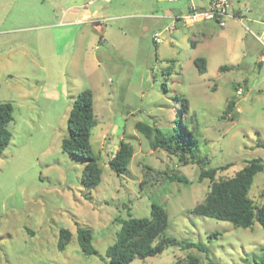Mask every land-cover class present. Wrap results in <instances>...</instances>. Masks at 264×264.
<instances>
[{
  "label": "rangeland",
  "instance_id": "obj_1",
  "mask_svg": "<svg viewBox=\"0 0 264 264\" xmlns=\"http://www.w3.org/2000/svg\"><path fill=\"white\" fill-rule=\"evenodd\" d=\"M257 1L264 20V0ZM188 9L187 1L0 0V100L15 108L0 157V264H111L106 252L118 219L150 218L152 203L168 213L162 237L205 245L208 253L169 246L131 264H173L189 255L200 264H264L258 222L244 229L189 213L210 186L199 180L202 169L229 164L218 175L226 178L252 159L264 162V36L247 20L173 28L171 16ZM201 57L204 74L194 64ZM86 89L94 95L91 144L103 171L90 193L82 181L87 161L62 150L72 106ZM231 99L235 108L223 117ZM137 122L164 132L183 122L198 141L194 161L153 150ZM123 140L134 155L117 175L108 162ZM174 173L188 183L171 182ZM250 196L264 203V170ZM80 227L92 230L97 254L83 253ZM62 228L73 235L63 252Z\"/></svg>",
  "mask_w": 264,
  "mask_h": 264
},
{
  "label": "trees",
  "instance_id": "obj_2",
  "mask_svg": "<svg viewBox=\"0 0 264 264\" xmlns=\"http://www.w3.org/2000/svg\"><path fill=\"white\" fill-rule=\"evenodd\" d=\"M195 45V43H193ZM194 64L200 74L207 72L205 58H197ZM224 66L221 69L226 70ZM240 87L235 86V89ZM183 108L188 109L186 99L180 100ZM235 99L228 102L223 117L229 115L235 108ZM14 105L0 100V157L10 144L12 133L9 124L14 120ZM180 115H183L180 113ZM98 124L95 114L94 95L92 90L86 89L79 93L74 102L69 119L68 135L62 140V150L87 162L83 168L82 181L85 190L90 193L102 183L103 171L100 168L91 144L92 131ZM136 129L143 134L153 150L161 149L187 164L190 159L194 161V149L198 145L192 131L187 129L183 122L167 132L144 122H137ZM134 148L124 142L120 143L118 150L109 160L108 165L117 175L127 172L133 158ZM199 162H208L207 159H198ZM230 165L216 168L202 169L199 180H210V186L203 202L189 210L191 214H198L216 220L226 221L235 227L252 228L258 222L264 229V203L256 204L250 196L251 188L257 174L264 170L261 158L248 161L246 166L232 177H219V172L228 169ZM150 170L149 168H147ZM168 179L188 183L184 176L170 174ZM121 227L117 232V240L107 249L106 255L111 264H131L135 259L144 260L163 253L169 246H177L182 250L196 248L208 253V247L175 238L162 237L169 227V218L166 209L157 203L151 205L150 218L118 219ZM69 229L60 230L58 249L63 252L71 242L73 235ZM78 242L85 255L97 254L92 244V230L78 228ZM264 249V245H263ZM172 264V263H171ZM173 264H200V260L189 255L186 261L178 260Z\"/></svg>",
  "mask_w": 264,
  "mask_h": 264
},
{
  "label": "built area",
  "instance_id": "obj_3",
  "mask_svg": "<svg viewBox=\"0 0 264 264\" xmlns=\"http://www.w3.org/2000/svg\"><path fill=\"white\" fill-rule=\"evenodd\" d=\"M170 2L187 1L189 2V9L186 13H176L171 16L173 19V28H177L180 23L192 25L200 22H217L220 27H225L228 21L236 16L229 10V0H208L209 6L207 8H198L193 0H166ZM158 43L162 42L158 36L154 37ZM238 95L243 94V89L237 91Z\"/></svg>",
  "mask_w": 264,
  "mask_h": 264
},
{
  "label": "crops",
  "instance_id": "obj_4",
  "mask_svg": "<svg viewBox=\"0 0 264 264\" xmlns=\"http://www.w3.org/2000/svg\"><path fill=\"white\" fill-rule=\"evenodd\" d=\"M193 2L198 8H207L209 6L208 0H206V4H197L195 0H193ZM229 10L236 16V18L230 19L233 24L237 26L244 25V21L247 20L262 31V36H264V30H262L264 20L260 18L262 15V5L257 0H246L244 3L240 2V0H229ZM194 43H196V41ZM262 60H264V56H262ZM222 67L224 66H221V68ZM228 70L229 68L226 69V71Z\"/></svg>",
  "mask_w": 264,
  "mask_h": 264
}]
</instances>
